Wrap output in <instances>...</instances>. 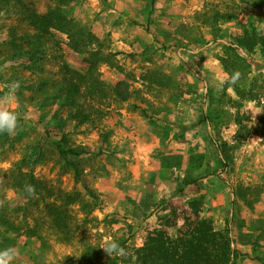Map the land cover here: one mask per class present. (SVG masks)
<instances>
[{
    "label": "rangeland",
    "instance_id": "obj_1",
    "mask_svg": "<svg viewBox=\"0 0 264 264\" xmlns=\"http://www.w3.org/2000/svg\"><path fill=\"white\" fill-rule=\"evenodd\" d=\"M212 11L237 18L216 33L198 17ZM52 12L67 32L39 31ZM239 24L264 32V0H0V112L15 116L0 131L8 264H70L87 238L134 260L147 232L196 199L216 229L230 228L232 264H264V47L228 49ZM20 37L39 46L41 69L13 57ZM69 81L72 102L62 96ZM121 82L127 101L113 91ZM58 146L85 153L63 158ZM72 162L98 208L69 205L62 234L14 179L32 173L48 203L58 193L87 201Z\"/></svg>",
    "mask_w": 264,
    "mask_h": 264
},
{
    "label": "trees",
    "instance_id": "obj_2",
    "mask_svg": "<svg viewBox=\"0 0 264 264\" xmlns=\"http://www.w3.org/2000/svg\"><path fill=\"white\" fill-rule=\"evenodd\" d=\"M156 0H153V3ZM57 13L49 15L46 25L44 27H38L41 33L44 29L54 28L61 32H67L69 29L63 27L62 24L54 18ZM235 12L228 11L226 13H220L219 11L201 12L198 13L200 23L203 27L213 29L216 33L221 23L232 22L237 17ZM62 25V26H61ZM240 33L233 35L230 44L233 46L227 47L228 49L243 53L247 56H251L254 47L257 43H261L264 47V32L255 28H250L247 24H239ZM44 28V29H43ZM44 34V33H43ZM23 40L21 44H12L13 57L20 56L25 57L29 63L28 68L41 69V59H38L37 53L40 52V48L35 42L27 39L26 37H20ZM16 59V58H15ZM42 84V83H41ZM119 83L114 87L113 91L118 99L121 101H127L129 94H127L122 85ZM68 90L66 94L62 95L63 98L69 102H72L76 95L77 87L73 85L71 81L68 82ZM61 91V90H60ZM79 113H75L74 116ZM86 116L82 117L79 122H84ZM203 122H211L210 118L205 114L202 115ZM5 135V133H1ZM0 134V136H2ZM59 154L63 158L67 156H80L85 153L84 150L76 148H61L57 147ZM221 163L223 169L218 171L217 176L220 180V175L224 173V169L227 168L226 157L221 155ZM74 168V175L78 179L85 190L87 201L79 199V194L71 193H58L56 203H48L46 197L41 193L42 182L38 180L32 173L17 172L14 179V188L17 193L34 198L38 196L40 203L44 206L45 212L48 213L55 227L60 230L62 234L67 233L68 228V214L67 207L79 202L82 206L83 212L90 216L92 212L98 208V197L91 189V187L85 182L84 176L77 168L74 162L70 163ZM91 200L92 202H90ZM62 201V203H61ZM3 209L0 208V216H3ZM1 218V217H0ZM91 221L93 219H87ZM181 222V225L176 226V222ZM3 222L0 220V225L3 226ZM175 229V235H171L170 231ZM230 228L222 230L216 229L213 220L210 218H204L200 214L199 200H192L184 207L174 208L171 211V215L164 222V226L147 232L145 241L142 247L136 250V257L134 260L120 261L117 256H111L104 254L97 245L92 244L88 238L84 240L79 254L76 258L71 259L70 264H232V258L235 256V249H233V241L230 235ZM0 252L8 249L11 239L5 236L0 237ZM119 246L123 245V242H118ZM114 243L113 245H115ZM116 247V245H115ZM117 248V247H116ZM113 248V249H116ZM113 251V250H112Z\"/></svg>",
    "mask_w": 264,
    "mask_h": 264
},
{
    "label": "clouds",
    "instance_id": "obj_3",
    "mask_svg": "<svg viewBox=\"0 0 264 264\" xmlns=\"http://www.w3.org/2000/svg\"><path fill=\"white\" fill-rule=\"evenodd\" d=\"M15 127V116L8 112H0V131L11 132ZM115 248V245H112ZM15 255L14 249H6L0 252V264H8V261Z\"/></svg>",
    "mask_w": 264,
    "mask_h": 264
},
{
    "label": "water",
    "instance_id": "obj_4",
    "mask_svg": "<svg viewBox=\"0 0 264 264\" xmlns=\"http://www.w3.org/2000/svg\"><path fill=\"white\" fill-rule=\"evenodd\" d=\"M241 51V53H243V51L242 50H240ZM244 54V53H243Z\"/></svg>",
    "mask_w": 264,
    "mask_h": 264
}]
</instances>
